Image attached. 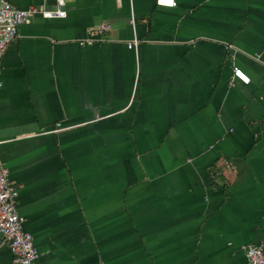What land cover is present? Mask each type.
Returning a JSON list of instances; mask_svg holds the SVG:
<instances>
[{"label":"crops","instance_id":"crops-1","mask_svg":"<svg viewBox=\"0 0 264 264\" xmlns=\"http://www.w3.org/2000/svg\"><path fill=\"white\" fill-rule=\"evenodd\" d=\"M65 1L0 60V159L37 264H248L241 245L264 241V0ZM0 264H16L1 235Z\"/></svg>","mask_w":264,"mask_h":264},{"label":"built area","instance_id":"built-area-1","mask_svg":"<svg viewBox=\"0 0 264 264\" xmlns=\"http://www.w3.org/2000/svg\"><path fill=\"white\" fill-rule=\"evenodd\" d=\"M158 5L174 6L175 0H155ZM65 0H54V7L45 9L29 7L26 9L12 5L9 0H0V60L7 44L17 35V27L29 23L35 13L47 18H60L66 14ZM108 28L107 23H100L97 32ZM136 45V39L128 42V46ZM232 77L247 84L250 77L239 66L232 67ZM1 86V81H0ZM57 129L61 127L56 123ZM228 166L229 163L225 161ZM17 188L9 180V170L0 159V235L9 246L16 264H37L41 255L35 246L33 236L23 228L24 217L16 209ZM241 248L248 264H264V241L262 243H243Z\"/></svg>","mask_w":264,"mask_h":264},{"label":"snow or ice","instance_id":"snow-or-ice-1","mask_svg":"<svg viewBox=\"0 0 264 264\" xmlns=\"http://www.w3.org/2000/svg\"><path fill=\"white\" fill-rule=\"evenodd\" d=\"M168 2H171V0H168Z\"/></svg>","mask_w":264,"mask_h":264}]
</instances>
